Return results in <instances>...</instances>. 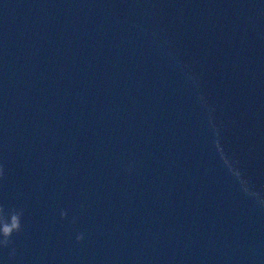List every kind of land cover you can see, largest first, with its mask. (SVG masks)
Returning a JSON list of instances; mask_svg holds the SVG:
<instances>
[{
	"label": "water",
	"instance_id": "1",
	"mask_svg": "<svg viewBox=\"0 0 264 264\" xmlns=\"http://www.w3.org/2000/svg\"><path fill=\"white\" fill-rule=\"evenodd\" d=\"M0 264H264V0H0Z\"/></svg>",
	"mask_w": 264,
	"mask_h": 264
}]
</instances>
